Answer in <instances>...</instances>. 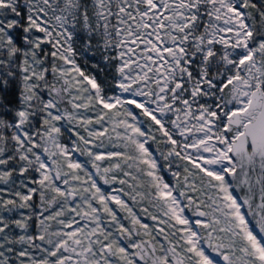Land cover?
Listing matches in <instances>:
<instances>
[{"label": "snow or ice", "instance_id": "snow-or-ice-1", "mask_svg": "<svg viewBox=\"0 0 264 264\" xmlns=\"http://www.w3.org/2000/svg\"><path fill=\"white\" fill-rule=\"evenodd\" d=\"M0 264H264V0H0Z\"/></svg>", "mask_w": 264, "mask_h": 264}]
</instances>
